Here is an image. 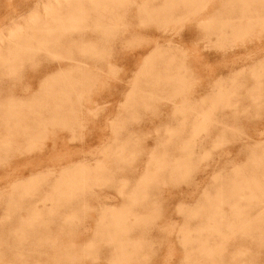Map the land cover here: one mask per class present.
<instances>
[{
	"label": "rangeland",
	"instance_id": "obj_1",
	"mask_svg": "<svg viewBox=\"0 0 264 264\" xmlns=\"http://www.w3.org/2000/svg\"><path fill=\"white\" fill-rule=\"evenodd\" d=\"M0 264H264V0H0Z\"/></svg>",
	"mask_w": 264,
	"mask_h": 264
}]
</instances>
